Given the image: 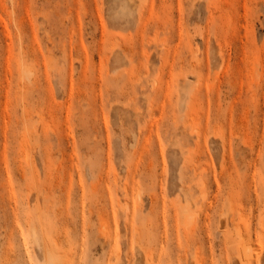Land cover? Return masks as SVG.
I'll return each mask as SVG.
<instances>
[{"label": "rangeland", "instance_id": "rangeland-1", "mask_svg": "<svg viewBox=\"0 0 264 264\" xmlns=\"http://www.w3.org/2000/svg\"><path fill=\"white\" fill-rule=\"evenodd\" d=\"M247 263L264 0H0V264Z\"/></svg>", "mask_w": 264, "mask_h": 264}, {"label": "bare ground", "instance_id": "bare-ground-1", "mask_svg": "<svg viewBox=\"0 0 264 264\" xmlns=\"http://www.w3.org/2000/svg\"><path fill=\"white\" fill-rule=\"evenodd\" d=\"M114 47H115V46H114ZM243 247H244V245H243ZM248 249H249V248H248ZM244 254H246V253H244ZM243 257H246V256L243 255ZM243 257H241V258H243ZM248 257H249V256H247V258H248ZM250 257H251V256H250ZM247 258H246V259H247ZM243 259H244V258H243ZM246 259H245V260H246ZM248 259H249V258H248ZM248 259H247V260H248ZM247 260H246V261H247ZM247 264H248V263H247Z\"/></svg>", "mask_w": 264, "mask_h": 264}]
</instances>
